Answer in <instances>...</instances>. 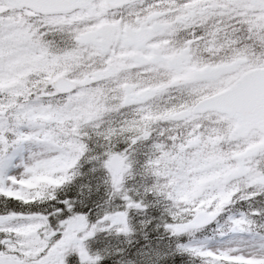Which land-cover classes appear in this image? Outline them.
Wrapping results in <instances>:
<instances>
[{
    "label": "snow or ice",
    "instance_id": "snow-or-ice-1",
    "mask_svg": "<svg viewBox=\"0 0 264 264\" xmlns=\"http://www.w3.org/2000/svg\"><path fill=\"white\" fill-rule=\"evenodd\" d=\"M0 264H264V0H0Z\"/></svg>",
    "mask_w": 264,
    "mask_h": 264
}]
</instances>
